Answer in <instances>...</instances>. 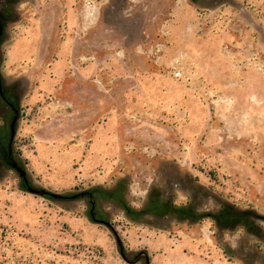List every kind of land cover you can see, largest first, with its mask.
Masks as SVG:
<instances>
[{
    "label": "rangeland",
    "instance_id": "obj_1",
    "mask_svg": "<svg viewBox=\"0 0 264 264\" xmlns=\"http://www.w3.org/2000/svg\"><path fill=\"white\" fill-rule=\"evenodd\" d=\"M4 4L0 264H264V0Z\"/></svg>",
    "mask_w": 264,
    "mask_h": 264
},
{
    "label": "water",
    "instance_id": "obj_2",
    "mask_svg": "<svg viewBox=\"0 0 264 264\" xmlns=\"http://www.w3.org/2000/svg\"><path fill=\"white\" fill-rule=\"evenodd\" d=\"M3 33H4V24L3 22L0 20V41L2 39V36H3ZM1 76H0V90L2 89L1 88ZM17 121H18V115H17V111L15 112V118L13 119L12 121V124H11V145L13 144V141L15 139V136H16V124H17ZM12 168L14 170H16L18 172V174L20 175V177L22 178L23 182H24V189L32 194V195H35V196H39V197H43V198H47V199H50V200H55V201H67V200H76V199H79V198H83V197H90V202H91V205H92V209H91V218L92 220L95 222V223H99V224H103L105 226H107L112 232L113 234L115 235L116 237V240H117V243H118V246L121 250V255L122 257L128 261L123 253V247H122V243L117 235V232L115 231V229L113 228V226L108 223V222H105V221H98L95 216H94V211H95V200L92 196V194L90 192H84V193H80L78 195H75V196H62V195H59V194H55V193H52L50 191H47L45 189H40V188H36L34 187L29 179H28V176H27V173L21 168L18 166L17 163H14L12 165ZM142 258H147L148 259V264L149 263V258H148V255L146 253H143L141 255ZM129 262V261H128ZM137 262H139V258L136 259L134 262H129L130 264H137Z\"/></svg>",
    "mask_w": 264,
    "mask_h": 264
},
{
    "label": "trees",
    "instance_id": "obj_3",
    "mask_svg": "<svg viewBox=\"0 0 264 264\" xmlns=\"http://www.w3.org/2000/svg\"><path fill=\"white\" fill-rule=\"evenodd\" d=\"M118 201H122V203H124V201L122 200V198L120 197V196H118ZM154 205H156L155 204V201L154 200H150V202H149V208H148V210L149 209H152V207H154ZM125 207H127V205L125 204ZM157 209H159V208H157ZM159 210H161V209H159ZM161 211H163V210H161ZM181 211H183V210H181ZM225 212V213H224ZM228 212V213H227ZM230 215V214H232V212H230V211H223L221 214H220V219L222 218L223 219V217L225 216V215ZM231 221L232 220H234V218H229ZM235 222H238L236 219H235Z\"/></svg>",
    "mask_w": 264,
    "mask_h": 264
},
{
    "label": "flooded vegetation",
    "instance_id": "obj_4",
    "mask_svg": "<svg viewBox=\"0 0 264 264\" xmlns=\"http://www.w3.org/2000/svg\"><path fill=\"white\" fill-rule=\"evenodd\" d=\"M1 3H2V0H0V5H1ZM6 7H7V5L4 4L3 7H2L1 10H0V13H1V14H4V15H8L7 17H10V15L8 14V9H7ZM5 117H7V115L4 116V118H5Z\"/></svg>",
    "mask_w": 264,
    "mask_h": 264
}]
</instances>
